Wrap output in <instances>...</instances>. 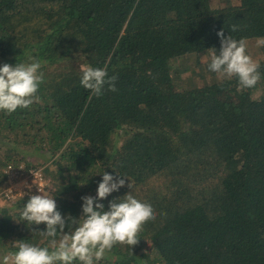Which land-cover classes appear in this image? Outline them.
<instances>
[{"label": "trees", "instance_id": "obj_1", "mask_svg": "<svg viewBox=\"0 0 264 264\" xmlns=\"http://www.w3.org/2000/svg\"><path fill=\"white\" fill-rule=\"evenodd\" d=\"M221 31L247 40L255 87L218 78L202 60L220 51ZM260 37L264 0H0V66L39 61L44 73L38 101L0 111V187L5 166L30 165L37 151L55 167L58 210L78 220L103 172L126 176L97 203L108 211L131 193L158 215L137 245L117 244L96 264H264ZM81 65L107 67L117 91L90 99ZM37 194L0 207V247L48 246L38 234L46 224L21 220Z\"/></svg>", "mask_w": 264, "mask_h": 264}, {"label": "clouds", "instance_id": "obj_2", "mask_svg": "<svg viewBox=\"0 0 264 264\" xmlns=\"http://www.w3.org/2000/svg\"><path fill=\"white\" fill-rule=\"evenodd\" d=\"M232 31H236V26ZM218 36L221 49L219 52L215 48L210 49L209 70L222 80L236 78L241 88L255 87L261 78L260 65L248 54L247 40H237L231 35L225 38L223 31ZM256 44L257 47L264 46V37L257 38ZM41 67L39 61L0 66V111L11 114L18 108H29L39 100L37 93L44 83ZM81 72L80 83L91 93L90 99L103 95L106 86L110 91H117L118 77L109 76L107 67L81 65ZM122 177L126 176L103 172L97 196L82 197L83 215L78 220L70 215L67 218L62 216L56 200L39 186L41 194L31 195L21 212V220L29 225L46 224V231H39L38 234L48 239L49 244L40 246L18 240L13 244L16 250L0 257V264H74L77 261L80 264H96L117 244L137 245L143 226L155 221L158 215L154 207L131 193L119 201L110 202L108 211L104 210L102 203H97V200H104L125 186L126 180Z\"/></svg>", "mask_w": 264, "mask_h": 264}, {"label": "built area", "instance_id": "obj_3", "mask_svg": "<svg viewBox=\"0 0 264 264\" xmlns=\"http://www.w3.org/2000/svg\"><path fill=\"white\" fill-rule=\"evenodd\" d=\"M44 167V165L32 166L27 170L23 165L9 163L3 169L8 184L0 188V200L13 198L23 192L32 194L35 191H39V186L43 190L47 183L43 172ZM26 176L27 178H25ZM17 181L21 185H17Z\"/></svg>", "mask_w": 264, "mask_h": 264}, {"label": "rangeland", "instance_id": "obj_4", "mask_svg": "<svg viewBox=\"0 0 264 264\" xmlns=\"http://www.w3.org/2000/svg\"><path fill=\"white\" fill-rule=\"evenodd\" d=\"M214 1H220V0H214ZM233 2H238V0H232ZM203 59L202 60H205V61H207V60H210L211 58H210V56L208 55V54H205V55H203V57H202ZM33 154H36V156L35 157H33V159H28V158H26V159H28L27 161L28 162H31V164L30 165H28L27 163H25V162H19V163H17L18 165H23V167L25 168V169H29V167H32V166H45L44 167V175H45V177H46V180H47V183H46V185L44 186V189H43V192L45 193V194H47V195H49L50 197H52V198H54L53 197V193H54V190H55V186H56V179H55V177L52 175V173L55 171V167H54V165L52 164V159H50V157L48 158L47 156H43V155H41V154H38V152L37 151H33ZM47 165L49 166V167H51V173H48L47 171H45V169H46V167H47ZM25 178H27V176L25 177ZM18 182V181H17ZM8 183H7V181L5 180L4 182H3V185L1 186V187H3V186H5V185H7ZM17 185H21L20 184V182H18L17 183ZM0 187V188H1ZM24 196H28V194H26V193H20V194H18V195H16L15 197H13V198H10V199H2V200H0V207H2V206H4V207H10L12 210H14V207H15V204L17 203V201H19V199L20 198H22V197H24ZM145 251L146 250H149V248L147 249V247L144 249ZM7 252H9L8 250H5L4 249V247H0V257H2L4 254H6Z\"/></svg>", "mask_w": 264, "mask_h": 264}]
</instances>
